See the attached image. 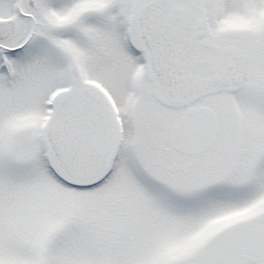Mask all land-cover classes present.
<instances>
[{
	"label": "snow or ice",
	"instance_id": "snow-or-ice-1",
	"mask_svg": "<svg viewBox=\"0 0 264 264\" xmlns=\"http://www.w3.org/2000/svg\"><path fill=\"white\" fill-rule=\"evenodd\" d=\"M0 264H264V0H0Z\"/></svg>",
	"mask_w": 264,
	"mask_h": 264
}]
</instances>
